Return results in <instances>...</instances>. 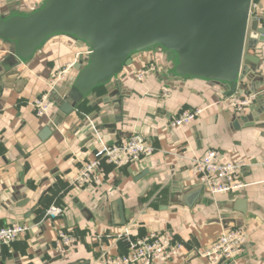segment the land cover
Instances as JSON below:
<instances>
[{"label": "crops", "instance_id": "0c3cea01", "mask_svg": "<svg viewBox=\"0 0 264 264\" xmlns=\"http://www.w3.org/2000/svg\"><path fill=\"white\" fill-rule=\"evenodd\" d=\"M50 0H0V23L17 24L45 9ZM249 23L264 28V0H251ZM27 57L0 35V228L28 226L27 235L0 250V264H101L103 254L127 252L124 238L150 231L170 234L183 251L158 264H207L197 251L226 229L248 236L242 253L221 264H264V45L253 69L236 81L204 72L185 53L158 44L129 53L120 73L105 83L93 79L92 43L68 25L44 35ZM63 82L48 80L64 67ZM146 71L138 80V72ZM90 83L82 93L77 89ZM51 91V92H50ZM50 92L47 118L32 102ZM255 93L256 101L235 113L223 105L232 94ZM64 103L71 109L62 112ZM200 114L180 128L181 113ZM141 135L153 148L132 166H102L96 191L72 187L70 178L103 143ZM214 152L223 163L242 162L246 187L211 197L192 176L195 159ZM240 203L243 207L240 210ZM56 208L55 217L47 211ZM55 230L69 232L67 248Z\"/></svg>", "mask_w": 264, "mask_h": 264}, {"label": "water", "instance_id": "95a60500", "mask_svg": "<svg viewBox=\"0 0 264 264\" xmlns=\"http://www.w3.org/2000/svg\"><path fill=\"white\" fill-rule=\"evenodd\" d=\"M33 16L6 25L0 35L18 55L30 56L41 38L68 25L92 43L89 73L99 83L121 72L129 53L154 44L181 51L200 71L236 81L258 62L264 28L249 23L251 0H50ZM92 84L77 81L80 93ZM69 104L61 110L68 112ZM201 189L200 186H198ZM243 203H240V210Z\"/></svg>", "mask_w": 264, "mask_h": 264}, {"label": "built area", "instance_id": "2783aa9c", "mask_svg": "<svg viewBox=\"0 0 264 264\" xmlns=\"http://www.w3.org/2000/svg\"><path fill=\"white\" fill-rule=\"evenodd\" d=\"M70 66L58 70L48 80L51 91L60 82H63ZM146 71L138 72V80L143 79ZM50 91V92H51ZM50 92H45L32 102L34 114L38 118H47L53 108ZM255 93L232 94L223 100V105L235 113H240L256 99ZM199 111H189L179 114L171 120L170 125L180 128L184 124L195 119ZM153 148L148 145L139 134H132L121 143L100 144L93 153L91 160L81 164L77 172L70 178L72 187L87 191H96L101 185L102 166L106 164L113 168L129 167L139 163L144 157L150 156ZM244 167L242 162L223 163L214 152H207L202 158L195 159L192 176L197 181L202 191L211 197L218 195H234L246 187L241 178ZM58 214L56 208L47 211V217H55ZM29 231L24 224H13L0 228V250L3 246L15 243L24 238ZM55 238L58 246L67 248L74 242L73 236L63 230H55ZM118 238H124L127 252L121 255L103 254L101 264H158L168 262L178 256L184 249V244L176 242L168 233L150 231L144 237L132 239L127 232ZM248 236L241 228L226 229L206 247L197 251L200 259L207 264H221L234 261L244 250Z\"/></svg>", "mask_w": 264, "mask_h": 264}]
</instances>
